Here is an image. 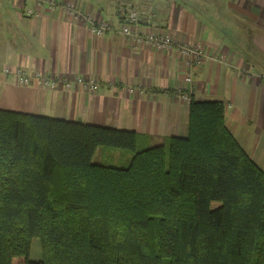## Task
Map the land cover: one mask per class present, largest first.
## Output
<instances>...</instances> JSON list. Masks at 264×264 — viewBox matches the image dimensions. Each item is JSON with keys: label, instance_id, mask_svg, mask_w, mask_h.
I'll return each mask as SVG.
<instances>
[{"label": "trees", "instance_id": "16d2710c", "mask_svg": "<svg viewBox=\"0 0 264 264\" xmlns=\"http://www.w3.org/2000/svg\"><path fill=\"white\" fill-rule=\"evenodd\" d=\"M225 109L192 99L188 134L157 144L0 109V264H264V170ZM100 147L116 163H94Z\"/></svg>", "mask_w": 264, "mask_h": 264}, {"label": "crops", "instance_id": "0c3cea01", "mask_svg": "<svg viewBox=\"0 0 264 264\" xmlns=\"http://www.w3.org/2000/svg\"><path fill=\"white\" fill-rule=\"evenodd\" d=\"M45 1L0 0V109L131 130L157 144L188 134L192 99L219 100L228 128L264 170V0ZM131 10L141 33L204 49L191 81L176 47L129 39L116 26L92 31L97 21L127 23ZM232 20L240 37L230 36ZM19 69L52 84H23Z\"/></svg>", "mask_w": 264, "mask_h": 264}, {"label": "built area", "instance_id": "2783aa9c", "mask_svg": "<svg viewBox=\"0 0 264 264\" xmlns=\"http://www.w3.org/2000/svg\"><path fill=\"white\" fill-rule=\"evenodd\" d=\"M45 0H38V2H43ZM50 7H55L57 5L56 0H46L45 1ZM144 11L151 12L150 7H143ZM68 10L73 12V4H69ZM29 13H32V10H29ZM128 22L122 25H114V23L109 21H97V23L93 22L92 31L95 34H104L112 27L116 26L118 32H120L125 37L135 41H145L158 49L167 50L172 47H176L179 52L185 55V59L183 61V67L185 68L187 75L186 80L191 81V70L196 67L198 61L204 54V49L200 45H190L185 42H181L180 40L174 38L172 35L164 33V32H148L141 33L139 31L140 20H139V10H131L128 15ZM19 80L23 84H30L32 81L37 82L40 85L52 84V82L46 78L45 76L36 73L32 75L26 69H19L17 73ZM78 81L83 84L89 85L93 89L98 88V84L93 80L85 81L83 78H79ZM69 86V83H68ZM186 99L189 101L191 98L185 95Z\"/></svg>", "mask_w": 264, "mask_h": 264}, {"label": "rangeland", "instance_id": "374dc122", "mask_svg": "<svg viewBox=\"0 0 264 264\" xmlns=\"http://www.w3.org/2000/svg\"><path fill=\"white\" fill-rule=\"evenodd\" d=\"M189 2H193V1H189ZM230 36H235L236 37H240L242 32V25L239 23L238 20H232L230 21ZM247 34V32H246ZM111 149L108 147H100L97 151L96 154L93 158V162L94 163H101V164H105V165H113V163H116V158L115 160L112 157V153H111ZM220 204L219 201H214L212 206L215 208ZM42 258V247H41V243H40V239L39 238H33L32 239V244H31V252L30 255L28 257L29 260L32 261H38ZM27 262V258L26 256H16L13 258L12 260V264H26Z\"/></svg>", "mask_w": 264, "mask_h": 264}]
</instances>
